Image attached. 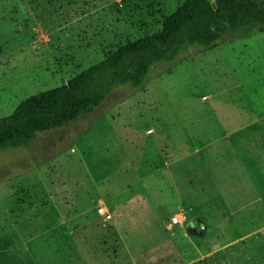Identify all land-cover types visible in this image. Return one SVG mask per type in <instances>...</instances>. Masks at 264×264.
Segmentation results:
<instances>
[{
  "label": "rangeland",
  "instance_id": "1",
  "mask_svg": "<svg viewBox=\"0 0 264 264\" xmlns=\"http://www.w3.org/2000/svg\"><path fill=\"white\" fill-rule=\"evenodd\" d=\"M183 1L0 0V117L153 34ZM184 55L0 149V264H185L180 238L204 249L264 222L227 216L221 197L228 176L264 175V32Z\"/></svg>",
  "mask_w": 264,
  "mask_h": 264
},
{
  "label": "trees",
  "instance_id": "2",
  "mask_svg": "<svg viewBox=\"0 0 264 264\" xmlns=\"http://www.w3.org/2000/svg\"><path fill=\"white\" fill-rule=\"evenodd\" d=\"M264 32L262 0H185L151 35L129 40L66 85L36 93L0 117V149L28 143L38 132L59 128L92 111L114 87L142 88L157 64L186 58L189 49H212L222 40Z\"/></svg>",
  "mask_w": 264,
  "mask_h": 264
},
{
  "label": "crops",
  "instance_id": "3",
  "mask_svg": "<svg viewBox=\"0 0 264 264\" xmlns=\"http://www.w3.org/2000/svg\"><path fill=\"white\" fill-rule=\"evenodd\" d=\"M262 86H264V80ZM255 95L260 96L259 100L262 101V106L264 94L255 91ZM258 118V125L262 128L260 131L263 132L264 115L262 114ZM259 179L264 182V175L239 173L228 176L227 180L230 183L221 191L223 207L229 210L227 216H233L235 212L246 209L247 213L242 215V217H246V219H243L244 221L253 219L252 222H256L261 217V214L264 213L262 212L264 206L260 210L255 207L257 203H264V193L260 191V184L257 183ZM212 203L214 205V200H212ZM210 224V219H208L207 228ZM180 243L188 251L190 249L194 251L193 254L187 251L183 253V257L179 258V262L184 261L185 264H197L199 261H204V264H264V222L252 226L242 236L231 239L219 246H215L214 243L208 244V236L206 237L207 244L204 249L199 247L192 237L180 238Z\"/></svg>",
  "mask_w": 264,
  "mask_h": 264
},
{
  "label": "built area",
  "instance_id": "4",
  "mask_svg": "<svg viewBox=\"0 0 264 264\" xmlns=\"http://www.w3.org/2000/svg\"><path fill=\"white\" fill-rule=\"evenodd\" d=\"M97 213L103 217L104 220H110L111 219V213L109 212L108 208L105 207L103 204L98 205L97 207ZM185 219V216L183 213H177L171 217L170 224H176L180 223Z\"/></svg>",
  "mask_w": 264,
  "mask_h": 264
},
{
  "label": "water",
  "instance_id": "5",
  "mask_svg": "<svg viewBox=\"0 0 264 264\" xmlns=\"http://www.w3.org/2000/svg\"><path fill=\"white\" fill-rule=\"evenodd\" d=\"M201 226H202V224H201Z\"/></svg>",
  "mask_w": 264,
  "mask_h": 264
}]
</instances>
